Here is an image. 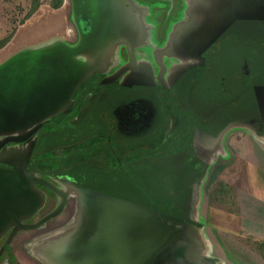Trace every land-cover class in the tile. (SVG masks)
Returning <instances> with one entry per match:
<instances>
[{
    "label": "rangeland",
    "instance_id": "374dc122",
    "mask_svg": "<svg viewBox=\"0 0 264 264\" xmlns=\"http://www.w3.org/2000/svg\"><path fill=\"white\" fill-rule=\"evenodd\" d=\"M33 1L0 0V39L12 34L10 40L0 49V64L17 54L37 53L63 45V43L71 46L76 45L80 41V34H82L87 40L81 47L83 50L80 48L79 55L75 58L85 65L92 66V70L84 77V80L91 79V76L98 80L101 75H105L101 79L102 82L104 79L113 77L120 68V64L113 60L117 56V48L121 49V52L118 51V53L124 52L130 60L134 55V49L138 48L147 50L150 56L156 59H161L164 52L171 54L177 52L178 54L180 48H178L177 42L179 39L173 40L174 35L178 31L186 29L191 22L194 24L202 22L204 15H207L203 11L205 9L208 12V19L213 18L222 10L224 4V0H109L105 8V12L111 16V22L107 24V33L104 34L107 38L100 40L98 45L93 48V45L90 44L91 33L96 28L99 17L96 12L99 10L89 1L62 0L60 7L54 8L53 5L56 0H37L38 8L27 17ZM170 5L172 7L169 9ZM174 6H178V9H175ZM158 21L163 22L164 25L169 24L166 25L168 27L167 35L162 41L156 43L151 40V30L155 32L159 29L157 27ZM151 22L153 26H151ZM225 33L228 38L225 46L226 52L222 57L226 56L224 63H226L225 66L229 67L224 66L215 69L212 67L213 70H208V73L205 72L204 76L200 75V78H197L199 77L198 71L205 67L194 70L191 75L193 74L192 79L196 77L195 80L189 82V74L181 80L184 81L180 85L184 87L182 96L187 102H193L191 108H193L197 118L205 117L208 119L210 114L216 117L219 114V117L222 118L220 121L223 120L227 124V130L223 137L226 138L227 136L228 141H230L232 131L237 133L248 131L251 132L249 134L252 136L261 137V140H264V121L260 120L258 106L253 97V87L264 85V20L237 21ZM106 40L104 46L99 45ZM243 57L247 58L249 65L246 74L240 75L239 63ZM214 70L215 72H213ZM236 74L239 75V79L235 78ZM221 76L224 77L221 81L222 84L219 83ZM103 83L109 88H115L114 92L107 93L104 89L102 93L97 95L108 103L145 95L154 101L160 111L164 103L163 95L165 93L169 95L173 92V88L166 89L163 85L158 84L153 87L137 88L136 86L128 88L120 85V83L116 84L115 81ZM208 83L212 86L207 87L206 84ZM215 86L217 88L223 87L226 91V97L224 95L219 97L218 94L215 97L211 96L209 91H216L213 89ZM220 121L205 122V129L214 132ZM160 125V119H158L150 129L135 135L132 141L133 163H130L129 166L127 163L120 162L118 166L106 167L105 163H102L104 166L101 171L97 169L96 172L94 168L96 165L92 164L87 167L69 169L67 172H71L73 177L101 192L159 210L164 209L176 215L187 212L189 219H193V213L198 210L197 206L201 195L203 197L200 215L201 217L203 215L202 224L204 222L210 224L219 218L218 213V216L215 215L216 211L213 212L208 209L207 215L205 214V206L208 204L217 208H223V205L226 210H235L236 199L233 201L230 197L234 196L233 190L226 193L228 195L225 197L226 202L218 200L219 196L214 197V189L219 183H214L215 175L209 177L208 180L201 179L199 182L194 177L197 176L194 173L189 176L182 174L183 165L188 163L184 162L180 156L181 153L178 154V150H187V154L190 155L191 143L186 145V140L190 141L191 131L188 132V136L181 133V136L178 135V138L165 144L168 146L167 151H171L169 156L173 155L170 160H178L175 163H167L169 156H166V152L163 150L165 140L162 138V133H157ZM40 132L34 136V143H37V136ZM219 138L213 140L211 145L218 144L214 149L213 147L210 148V151L212 149L216 151L219 148L226 149V145H223ZM245 138L246 142L250 144L252 141L250 137ZM51 142V138L43 141L45 145ZM194 150L196 157L201 160L204 151L197 147H194ZM251 154L254 156L253 150ZM212 157L213 159L216 158L210 154L211 159ZM194 163L199 167L204 165L203 176L210 172L211 163L208 165V163H201L199 160L198 163ZM92 175H97L96 180L91 179ZM187 183L190 192L188 198L187 196L184 198L185 200L188 199L186 209H174L175 201L181 200L183 195H187L185 189ZM47 208L49 207L40 210L35 218L41 216ZM66 213L62 215L59 222H56L58 225L65 223L62 230L54 231L46 225L34 229V264H50L49 259H44L40 252H44L43 249L50 242L53 245L56 240H61L79 223L80 203L78 198L71 200ZM189 232L190 246L186 252L167 264H200L206 262L193 222H190Z\"/></svg>",
    "mask_w": 264,
    "mask_h": 264
},
{
    "label": "flooded vegetation",
    "instance_id": "af4514ba",
    "mask_svg": "<svg viewBox=\"0 0 264 264\" xmlns=\"http://www.w3.org/2000/svg\"><path fill=\"white\" fill-rule=\"evenodd\" d=\"M178 6H174V8L178 9ZM223 6L224 9L221 11L224 12H227L228 9L232 12L241 9L252 11L255 15L263 17L261 19H235L232 24L241 20H264V0H230V5L224 4ZM171 7L172 5L169 6V9ZM160 21L157 22L159 28L156 30L157 32L151 30V40L156 43L162 41L168 31L166 25L169 23L164 25ZM191 24L194 23L191 22ZM232 24L200 55L195 57L164 52L161 59H156L150 56L147 50L138 48L134 49V55L130 60L124 52L118 53V51L121 52V49H116L117 56L113 60L120 64V68L113 75V77H116L114 80H111V77L104 79L103 82L115 81L116 84L120 83V85L128 88L136 86L137 88L153 87L156 84L163 85L166 89L173 88L172 93L163 95L162 100L164 103L161 111L158 110L154 101L145 95L108 103L97 95L102 93L104 89L107 93L114 92L115 88L104 85L101 79L105 75H101L98 80L91 76V79L82 80L75 88L69 102L54 114L43 119L37 130H33L35 126L33 124L24 130L0 134V172L15 171L19 174L20 179L28 173L33 178L35 176L51 183L58 190L55 191L43 184L31 182L30 187L41 196L42 201L38 208L25 218L10 216L6 222L4 220L5 206L2 211L0 208V212H2L0 216V260L2 262L5 260L7 264H19L17 254L26 257L22 255L24 254L22 244L27 238H34L32 236L34 229L46 225L54 231L62 230L65 223L60 222L61 224L58 225L56 222L61 220L63 214H67L66 210L71 200L77 198L79 200L77 186L97 190L76 179L67 170L95 164L96 167L94 168L97 172V169L101 171L103 168L102 163H105L106 167L118 166L120 162L127 163L129 166L130 163H133V138L136 134L144 133L154 126L158 119H160L161 125L157 133H162V138L165 140L163 150L166 152V156H169L171 151H167L168 146L165 144L178 138V135L181 136V133L188 136V132L191 131L190 141L186 140V145L191 143L190 155L187 154V150H178V154L181 153L180 156H182L185 163H194L198 160L201 163H208L205 153H209V149L214 148L216 145V143L211 145L213 141H208L209 135L219 137L227 130V124L223 120L220 121L222 118L219 117V114L217 117L210 114L207 117L208 119L205 117L197 118L193 108H191L193 102H187L182 96L184 87L180 85L184 82L181 80L188 74L189 82L196 79V77L192 79L193 74L191 75L194 70L205 67L198 71L199 77L197 78H200V75L204 76L205 72L208 73V70H213L212 67L215 69L226 65L224 63L226 56L222 57L226 52L225 46L228 38L225 32ZM151 26H153V23ZM239 65L241 67L239 70L240 75L246 74L249 65L247 58L243 57ZM144 73L149 74L148 79L143 77ZM136 74H140L142 81L148 84H132L129 86L127 84L130 81L129 78ZM235 78L239 79V75L236 74ZM220 79L219 83L222 84L221 81L224 77L221 76ZM206 86L211 87L212 85L208 83ZM213 89H216L217 92L208 89L211 96L215 97L216 94L219 97L226 95L223 87L217 88L215 86ZM227 95L229 94L227 93ZM253 97L255 99L254 93ZM216 121L220 122L214 132L205 129V122L213 123ZM38 132L40 133L37 136V143H34V136ZM9 136L26 138L21 141L3 143V140ZM47 138H51L52 142L45 145L43 141ZM182 140L185 142L184 139ZM219 140L221 141V138ZM222 143L224 145V140ZM194 147L204 151L201 160L196 157ZM171 157L173 155L169 156L167 163L178 161L175 159L171 161ZM96 176L92 175L91 179L96 180ZM5 184H7L6 181L1 180L0 188L6 189ZM46 207L49 208L41 216L35 218L36 214ZM57 208L58 212L54 216L41 222L45 216ZM177 218L176 224H179L181 220L187 222L183 218ZM176 237L177 234L171 239ZM33 240L35 241V239ZM154 256L149 259V264L153 263Z\"/></svg>",
    "mask_w": 264,
    "mask_h": 264
},
{
    "label": "water",
    "instance_id": "95a60500",
    "mask_svg": "<svg viewBox=\"0 0 264 264\" xmlns=\"http://www.w3.org/2000/svg\"><path fill=\"white\" fill-rule=\"evenodd\" d=\"M87 1L99 10L96 12L99 16L96 28L91 33L90 44L94 48L100 40L107 38L104 34L111 16L105 8L109 0ZM224 4L230 5V0H224ZM203 11L208 15L206 9ZM207 15L202 22L176 31L173 40L179 39L178 54L200 55L235 19L263 18L241 9L236 12L230 9L220 11L211 19ZM86 40L80 34L76 45L63 43L37 53H21L0 64V134L24 130L33 124L35 131L43 119L69 102L75 88L92 70L91 65L75 58ZM106 42L99 45L104 46ZM143 77L148 79L149 74L144 73ZM129 79V86L148 84L142 81L140 74ZM253 90L260 120L264 121V85H255ZM24 138L9 136L3 143ZM1 180L7 183L6 189L0 188V208L2 211L5 206L6 222L10 216L25 218L40 205L41 196L32 190L31 182L58 191L51 183L35 176L33 178L28 173L20 179L15 171L0 172ZM76 188L79 192L80 221L61 240L47 245L45 254L50 264H145L153 255L152 264H167L183 255L190 246V223L181 220L176 224L177 217L159 209L91 188ZM57 212L58 208L41 222ZM175 234L177 237L171 239Z\"/></svg>",
    "mask_w": 264,
    "mask_h": 264
},
{
    "label": "crops",
    "instance_id": "0c3cea01",
    "mask_svg": "<svg viewBox=\"0 0 264 264\" xmlns=\"http://www.w3.org/2000/svg\"><path fill=\"white\" fill-rule=\"evenodd\" d=\"M249 133L232 131L230 141L227 136L223 137V133L219 137L222 136L221 141L224 140L226 149L213 151V148V153H205L211 167L210 172L201 179L208 180L215 175L214 183L222 182L232 188L236 204L235 210L208 204L205 214L209 209L216 211L215 215L218 213L219 218L210 224H202L203 215H200L203 197L200 195L196 205L198 210L190 219L196 226L202 254L206 257V262L200 264H264V140ZM209 136L210 142L216 138L212 134ZM247 136L252 140L250 144L246 142ZM210 154L216 158L211 159ZM33 239L27 238L22 244V255L26 257L17 254L19 264H34ZM47 245L44 252H40L44 259ZM0 264L7 263L0 260Z\"/></svg>",
    "mask_w": 264,
    "mask_h": 264
},
{
    "label": "trees",
    "instance_id": "16d2710c",
    "mask_svg": "<svg viewBox=\"0 0 264 264\" xmlns=\"http://www.w3.org/2000/svg\"><path fill=\"white\" fill-rule=\"evenodd\" d=\"M62 4V0H56L54 2V5L53 7L54 8H58L60 7V5ZM38 1L37 0H34L33 1V4H32V8L31 10L29 11V13L27 14V17L33 13L37 8H38ZM12 37V34L8 35V36H5L3 38L0 39V49L10 40V38ZM198 163V162H196ZM183 168H184V171H182V174H185V175H190L191 173H194L195 175L197 176H194L197 181H199L201 179V177L203 176V173H204V170H205V167L204 165L202 166H197L195 163H188L187 165H183ZM216 189H214V197H218L221 202H226V199L225 197H228V195L226 194L229 190L231 191L232 188L229 187L228 185H225L223 184L222 182H219L216 187ZM185 189H186V194L187 195H183L182 198H180L181 200L177 199L174 203V209L176 208L177 210L178 209H183L185 210L186 209V206H187V203H188V199H184L186 196L188 198V193L190 192V188L188 187V183L185 185ZM185 191V190H184ZM231 199L234 201L235 200V197L234 196H230ZM231 199H229L230 202ZM233 203V202H232ZM161 211H164L165 213H170L166 210H161ZM171 215L175 216V217H179V218H183L185 219L188 223L192 222L190 219H188V216H187V212L184 213V214H180V215H176L174 213H170ZM152 259V257H151ZM150 260H148L145 264H149Z\"/></svg>",
    "mask_w": 264,
    "mask_h": 264
}]
</instances>
